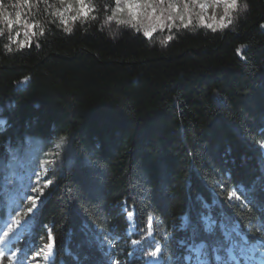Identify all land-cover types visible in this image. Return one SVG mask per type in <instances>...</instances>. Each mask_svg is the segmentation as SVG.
<instances>
[{
    "label": "trees",
    "instance_id": "trees-1",
    "mask_svg": "<svg viewBox=\"0 0 264 264\" xmlns=\"http://www.w3.org/2000/svg\"><path fill=\"white\" fill-rule=\"evenodd\" d=\"M98 2L67 29L59 2L30 0L42 31L24 48L0 25V163L30 138L76 153L28 248L52 242L48 264H146L158 244L160 264H199L202 244L208 264H227V231L230 264H252L250 247L264 252V0H238L230 29L195 23L165 45L131 27L111 37L102 14L115 0Z\"/></svg>",
    "mask_w": 264,
    "mask_h": 264
},
{
    "label": "rangeland",
    "instance_id": "rangeland-1",
    "mask_svg": "<svg viewBox=\"0 0 264 264\" xmlns=\"http://www.w3.org/2000/svg\"><path fill=\"white\" fill-rule=\"evenodd\" d=\"M56 1L63 6L58 18L67 29L78 21L93 19L97 15L98 0ZM115 3L109 15L102 14L103 27L111 37H117L122 28L131 27L149 38H155L160 45L170 40L173 29L187 28L195 23L214 30L230 29L237 14L244 10L239 7L238 0H235V6H232L233 0H115ZM14 4L20 6L12 7ZM28 4H22V0H3L4 7L0 8V13L7 9L13 18L16 11L23 13L22 22L11 29L0 16V25L13 32V45L16 48L28 47L42 31L38 21H30L27 17ZM70 144L68 139H59L46 145L38 138H30L13 149L5 164L0 163V171L3 172L0 184V264H48L53 259L52 242L48 247L31 244L28 248V237L34 217L43 197L54 184L56 174L63 165H69L76 159ZM262 150L264 153V144ZM124 211L127 212L126 209ZM127 214L132 225L128 233L132 236L136 233L133 221L130 220L133 212ZM203 219L207 228L215 226L210 216ZM224 234L229 243L226 263L238 262L235 256L238 252L235 253L231 246L227 231ZM242 238L246 243V237ZM131 244L135 252L138 242L133 241ZM202 247V244L198 245L197 261L199 264H208L204 254L200 253ZM250 248L252 264H264V252L260 251V246L253 244ZM186 250L191 251L190 246ZM159 255L160 246L156 244L146 264H160ZM185 259L187 263L192 260L189 255ZM217 260L220 261L218 255Z\"/></svg>",
    "mask_w": 264,
    "mask_h": 264
},
{
    "label": "snow or ice",
    "instance_id": "snow-or-ice-1",
    "mask_svg": "<svg viewBox=\"0 0 264 264\" xmlns=\"http://www.w3.org/2000/svg\"><path fill=\"white\" fill-rule=\"evenodd\" d=\"M163 2V0H161ZM29 3V0H22V4L26 5ZM20 5H12V7H19ZM232 6H235V0H233ZM3 0H0V8H3ZM0 16L7 22L8 28L11 29L15 24L22 22L23 13L20 11H16L14 18L13 14L8 12L7 9H4L3 13H0Z\"/></svg>",
    "mask_w": 264,
    "mask_h": 264
},
{
    "label": "bare ground",
    "instance_id": "bare-ground-1",
    "mask_svg": "<svg viewBox=\"0 0 264 264\" xmlns=\"http://www.w3.org/2000/svg\"><path fill=\"white\" fill-rule=\"evenodd\" d=\"M130 220L133 221V215L130 217Z\"/></svg>",
    "mask_w": 264,
    "mask_h": 264
}]
</instances>
